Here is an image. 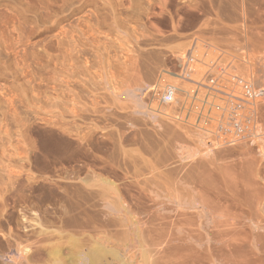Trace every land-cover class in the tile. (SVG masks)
Wrapping results in <instances>:
<instances>
[{
    "label": "rangeland",
    "instance_id": "374dc122",
    "mask_svg": "<svg viewBox=\"0 0 264 264\" xmlns=\"http://www.w3.org/2000/svg\"><path fill=\"white\" fill-rule=\"evenodd\" d=\"M194 41L192 80L264 83V0H0V264H82L89 252L94 264H201L217 248L239 255L221 264H264V99L252 136L228 144L210 135L227 97L213 98L207 135L194 128L199 102L184 122L156 103L166 84L192 89L170 76ZM193 195L236 209L237 245L221 250L210 215L175 201Z\"/></svg>",
    "mask_w": 264,
    "mask_h": 264
},
{
    "label": "built area",
    "instance_id": "2783aa9c",
    "mask_svg": "<svg viewBox=\"0 0 264 264\" xmlns=\"http://www.w3.org/2000/svg\"><path fill=\"white\" fill-rule=\"evenodd\" d=\"M195 45L196 41L179 59L178 70L170 76L178 81L187 83L192 86V89L186 92L181 91L178 84L169 83L164 85L156 98L160 114L170 120H180L184 116L186 121L189 118L190 110L193 108L192 104L199 102L201 104L199 112L203 115L199 126H202L212 122L214 120L213 111L220 109L214 105L213 98L217 95L224 96L229 100L228 105L223 109L222 116L215 121L216 128L214 132L210 133L203 127H201V131L205 134L209 132L210 135L218 134V138L223 137L222 141L224 143L247 140L253 134L254 104L256 101L264 99V83L257 85L251 81L244 82L239 80L238 85H241V89L239 92H235L234 90L228 91L213 76L208 78L206 84L192 80L194 76V74L192 75L194 72L193 63L195 62L192 54L194 53ZM200 92H204V95L201 100H198L197 96Z\"/></svg>",
    "mask_w": 264,
    "mask_h": 264
},
{
    "label": "bare ground",
    "instance_id": "6f19581e",
    "mask_svg": "<svg viewBox=\"0 0 264 264\" xmlns=\"http://www.w3.org/2000/svg\"><path fill=\"white\" fill-rule=\"evenodd\" d=\"M214 47V46H213ZM194 53L196 52V45L194 46ZM193 53V54H194ZM192 54V57H194L195 55H193ZM181 59V58H180ZM216 60V59H215ZM224 62V61H223ZM138 64V63H137ZM141 64V63H140ZM235 65V64H234ZM233 65V66H234ZM134 66V65H133ZM222 66V65H221ZM131 67V66H130ZM137 67V66H136ZM225 68V67H224ZM130 69V68H129ZM134 69H135V67H134ZM178 69V68H177ZM232 69V68H231ZM138 70V69H137ZM198 71V70H197ZM229 71V70H228ZM134 72V71H133ZM212 72V71H211ZM233 72V71H232ZM231 72V73H232ZM236 72H237V70H236ZM236 72H234V73H236ZM130 73V72H129ZM238 73V72H237ZM133 74V73H132ZM194 74V76H195V72H193L192 73V75ZM210 74V73H209ZM233 74V73H232ZM136 75V74H135ZM242 75V74H241ZM193 76V77H194ZM231 76V75H230ZM129 77H130V75H129ZM135 77V76H134ZM198 77V76H197ZM127 79V78H126ZM174 79V78H173ZM236 78H234V80H235ZM136 80H138V78L136 79ZM168 80V79H167ZM221 80V79H220ZM228 80V79H227ZM230 80V79H229ZM204 81V80H203ZM125 82V81H124ZM130 82H131V80H130ZM137 82V81H136ZM174 82V81H173ZM204 83V82H203ZM129 84V83H128ZM135 84V83H134ZM133 84V85H134ZM177 84V83H176ZM224 84H225V82H224ZM228 84V83H227ZM137 85V84H136ZM141 85V84H140ZM180 85V84H179ZM184 85V84H183ZM188 85V84H187ZM142 87V86H141ZM191 88H192V86H190ZM185 88V87H184ZM187 89H188V87H186ZM229 88H231V87H229ZM233 88V87H232ZM231 88V89H232ZM201 95V94H200ZM203 95V94H202ZM216 98V97H215ZM220 98H222V97H220ZM200 99V98H199ZM137 101V100H136ZM226 101V100H225ZM225 101H223V102H225ZM220 102V101H219ZM219 102L217 103L218 105H219ZM215 103V102H214ZM228 103V102H227ZM222 104V103H221ZM156 106V105H155ZM150 107V106H149ZM188 107V106H187ZM264 107V106H263ZM223 111V110H222ZM215 113V112H214ZM223 113V112H222ZM193 115V114H192ZM196 115H198V114H196ZM213 115V114H212ZM199 116V115H198ZM190 117V116H189ZM192 117V116H191ZM194 118H196L195 116H193ZM155 118V117H154ZM184 118V117H183ZM189 119V118H188ZM193 119V118H192ZM191 119V120H192ZM201 119H202V115H200V121H201ZM196 120V119H195ZM175 121H177V120H175ZM181 121H183L184 122V119L183 120H181ZM180 121V122H181ZM188 122V121H187ZM175 123V122H174ZM196 123V122H195ZM176 124V123H175ZM190 124V123H189ZM192 124H194V123H192ZM198 124H200L199 122H198ZM160 125V124H159ZM178 125H180V124H178ZM184 125H185V123H184ZM169 126V125H168ZM188 127H189V125H187ZM195 126V125H194ZM193 125L191 126L190 125V127L192 128V127H194ZM197 126V125H196ZM164 127V126H163ZM188 127H187V129H188ZM189 127V128H190ZM201 127L202 126H197V127H194L195 129H197L198 131H200L201 132ZM203 128H204V126H203ZM171 129V128H170ZM193 129V128H192ZM192 129H190L192 132H194V130H192ZM205 129H207V128H205ZM164 130V129H163ZM211 130V129H210ZM213 131V130H212ZM190 132V131H189ZM172 133V132H171ZM176 134V133H175ZM179 134V133H178ZM195 134H196V132H195ZM201 134V133H200ZM207 135V134H206ZM171 136V135H170ZM173 136H174V134H173ZM198 136H199V134H198ZM212 136V135H211ZM215 136V135H214ZM179 137H180V134H179ZM183 137V136H182ZM201 137V136H200ZM178 138V137H177ZM210 138V137H209ZM213 138V137H212ZM216 139V138H215ZM201 140V139H200ZM199 140V141H200ZM210 140V139H209ZM218 140V139H217ZM169 141H171V139L169 140ZM181 141V140H180ZM213 140L211 139V142H212ZM243 141V140H242ZM183 142V141H182ZM185 142V141H184ZM203 144V143H202ZM212 144V143H211ZM218 144H219V142H218ZM228 144V143H227ZM167 145V144H166ZM171 145V144H170ZM199 146H200V144H198ZM226 145V144H225ZM240 145V144H239ZM248 144H246V146H247ZM189 146V145H188ZM191 146V145H190ZM194 146H196V145H194ZM184 147V146H183ZM192 147V146H191ZM224 147V146H223ZM242 147V146H241ZM168 148V147H167ZM187 148V147H186ZM190 148V147H189ZM188 148V149H189ZM209 148H211V147H209ZM233 148V147H232ZM181 149V148H180ZM185 149V148H184ZM205 149V148H204ZM211 149H213V148H211ZM237 149V148H236ZM254 149V148H253ZM155 150V149H154ZM153 150V151H154ZM169 150V149H168ZM170 150H172V149H170ZM195 150V149H194ZM221 150V153L223 152L222 151V149H220ZM225 150V149H224ZM230 150V149H229ZM159 151V150H158ZM193 151V150H192ZM200 151V150H199ZM219 151V150H218ZM231 151V150H230ZM249 151H252V150H249ZM196 152V151H195ZM253 152V151H252ZM152 153V152H151ZM170 153V152H169ZM179 153V152H178ZM186 153H187V151H186ZM202 153V152H201ZM217 153V152H216ZM215 153V154H216ZM230 153V152H229ZM232 153V152H231ZM247 153V152H246ZM253 153H255V152H253ZM172 154H174V152L172 153ZM197 154V153H196ZM227 154V153H226ZM235 154H236V152H235ZM202 155V154H201ZM203 155H204V153H203ZM217 155V154H216ZM218 155H221V154H218ZM223 155V154H222ZM234 155V154H233ZM244 155V154H243ZM248 155V154H247ZM254 155V154H253ZM153 156V155H152ZM154 156H156V155H154ZM167 156V155H166ZM172 156V155H171ZM174 156V155H173ZM200 156V155H199ZM215 156V155H214ZM229 156V155H228ZM132 157V156H131ZM175 157V156H174ZM186 157V156H185ZM201 157V156H200ZM199 157V158H200ZM223 158H224V156H222ZM136 158V157H135ZM135 158H134V160H135ZM173 158V157H172ZM182 158V157H181ZM218 158H220V157H218ZM229 158V157H228ZM253 158V157H252ZM255 158V157H254ZM258 158V157H257ZM138 159V158H137ZM148 159V158H147ZM202 159V158H201ZM200 159V160H201ZM206 159V158H205ZM227 159V158H226ZM244 159V158H243ZM131 160V159H130ZM139 160V159H138ZM164 160V159H163ZM173 160V159H172ZM177 160V159H176ZM194 160V159H193ZM203 160V159H202ZM201 160V161H202ZM216 160V159H215ZM127 161H129V160H126V162ZM149 161V160H148ZM147 161V162H148ZM158 161V160H157ZM159 161H161V159L159 160ZM165 161V160H164ZM170 161V160H169ZM222 161V160H221ZM246 161V160H245ZM133 162V161H132ZM136 162V161H135ZM163 162V161H162ZM172 162V161H171ZM226 162V161H225ZM249 162V161H248ZM247 162V163H248ZM253 162V161H252ZM137 163V162H136ZM144 163H145V161H144ZM151 163V162H150ZM154 163H158V162H154ZM166 163V162H165ZM174 163V162H173ZM173 163H171V164H173ZM202 163V162H201ZM156 164H154V165H156ZM160 164V163H159ZM159 164H157V165H159ZM179 164V163H178ZM182 164V163H181ZM184 164V163H183ZM193 164V163H192ZM241 164V163H240ZM244 164V163H243ZM242 164V165H243ZM246 164V163H245ZM252 163H250V165H251ZM128 165V164H127ZM135 165V164H134ZM138 165H139V163H138ZM144 165H146V164H144ZM162 165V164H161ZM168 165V164H167ZM166 165V166H167ZM186 165H188L187 163H186ZM209 165H211V164H209ZM222 165V164H221ZM236 165H237V163H236ZM248 165V164H247ZM125 166V165H124ZM123 166V167H124ZM169 166V165H168ZM178 165H176V167H177ZM185 166V165H184ZM139 167H140V165H139ZM174 167V166H173ZM180 167V166H179ZM181 167H183V166H181ZM201 167V166H200ZM213 167V166H212ZM217 167V166H216ZM224 167V166H223ZM238 167V166H237ZM144 168V167H143ZM147 168V167H146ZM146 168H144V169H146ZM153 168H155V167H153ZM160 168V167H159ZM158 168V169H159ZM186 168V167H185ZM185 168L182 170L181 169V171L182 172H185L184 170H185ZM202 168V167H201ZM200 168V169H201ZM233 168V167H232ZM129 169V168H128ZM127 169V170H128ZM148 169V168H147ZM163 169V168H162ZM173 169H175V168H173ZM178 169V168H177ZM177 169H175V170H177ZM199 169V170H200ZM208 169H209V167H208ZM210 169H211V167H210ZM221 169V168H220ZM242 169H243V167H242ZM241 169V170H242ZM247 169V168H246ZM253 169V168H252ZM140 170H142L141 169V167H140ZM198 170V169H197ZM205 170V169H204ZM207 170V169H206ZM222 170V169H221ZM229 170V169H228ZM236 170V169H235ZM239 170V169H238ZM248 170H249V168H248ZM251 170V169H250ZM249 170V171H250ZM129 171V170H128ZM143 171V170H142ZM149 171V170H148ZM160 171H162L161 169H160ZM160 171H158V172H160ZM165 171H169V170H165ZM180 171V172H181ZM201 171V170H200ZM212 171V170H211ZM210 171V172H211ZM224 171H226V170H224ZM223 171V172H224ZM252 171V170H251ZM250 171V172H251ZM136 171H134L133 173H135ZM138 172V171H137ZM153 172V171H152ZM155 172H156V170H155ZM163 172V171H162ZM172 172H174V170H172ZM177 172V171H176ZM221 172V171H220ZM223 172H221V173H223ZM244 172V171H243ZM242 172V173H243ZM247 172V171H246ZM139 173V172H138ZM168 173H171L170 171L168 172ZM186 173V172H185ZM202 173V171L200 172V174ZM208 173H209V171H208ZM249 173V172H248ZM247 173V174H248ZM158 174V173H157ZM156 173H155V175H157ZM164 174H165V172H164ZM172 174V173H171ZM179 174H181V173H179ZM184 174V173H183ZM199 174V173H198ZM203 174H205L204 172H203ZM213 174V173H212ZM230 174H236L235 172L234 173H230ZM229 174V175H230ZM130 175V174H129ZM137 174H135V176H136ZM139 175V174H138ZM148 175H149V173H148ZM153 175V174H152ZM155 175H153V176H155ZM162 175V174H161ZM166 175H167V173H166ZM174 175V174H173ZM175 175H176V173H175ZM185 175V174H184ZM189 175V174H188ZM188 175L186 174L185 175V177H188ZM207 175H209V174H207ZM214 175V174H213ZM225 175V174H224ZM227 175V174H226ZM233 175V176H234ZM249 175V174H248ZM253 175V174H252ZM141 176V175H140ZM159 176V175H158ZM171 176V175H170ZM178 176V175H177ZM181 176V175H180ZM183 176V175H182ZM181 176V177H182ZM194 176V175H193ZM210 176V175H209ZM216 176V175H215ZM244 176V175H243ZM7 177V176H6ZM150 177V176H149ZM164 177V176H163ZM202 177V176H201ZM211 177V176H210ZM217 177V176H216ZM216 177H215V179H216ZM237 177V176H236ZM249 177V176H248ZM253 177V176H252ZM133 178V177H132ZM136 178V177H135ZM138 178V177H137ZM143 178V177H142ZM141 178V179H142ZM156 178V177H155ZM158 178V177H157ZM165 178V177H164ZM175 178H176V176H175ZM183 178V177H182ZM181 178V179H182ZM188 178H190V177H188ZM195 178V177H194ZM193 178V179H194ZM205 178V177H204ZM212 178H214V177H212ZM244 178V177H243ZM12 179V178H11ZM145 179V181H148V180H146V178H144ZM147 179H149V178H147ZM196 179H197V177H196ZM199 179V183H204V181H205V179H202V178H198ZM222 179L224 180V178L222 177ZM226 179V178H225ZM228 179V178H227ZM241 179V178H240ZM239 179V180H240ZM254 179H255V177H254ZM8 180V179H7ZM152 180V179H151ZM170 180H171V178H170ZM183 180V179H182ZM207 180V179H206ZM238 180V181H239ZM143 181V180H142ZM153 181V180H152ZM159 181V180H158ZM166 181V180H165ZM212 181V180H211ZM211 181H209V184L211 183V184H214V183H212ZM219 181H220V179H219ZM9 182V181H8ZM139 182V181H138ZM156 182V181H155ZM188 182V181H187ZM196 182V180L194 181V183ZM207 182V181H206ZM216 182V181H215ZM222 182V181H221ZM224 182H227L226 180L224 181ZM230 182V181H229ZM232 182V181H231ZM236 182V181H235ZM149 183V182H148ZM161 183V182H160ZM164 183V182H163ZM166 183V182H165ZM189 183H191V179H190V182ZM217 183V182H216ZM220 183V182H219ZM218 183V184H219ZM237 183V182H236ZM252 183V182H251ZM133 184H134V182H133ZM138 184H140V182L138 183ZM151 184H154V183H151ZM162 184V183H161ZM168 184V183H167ZM185 184V183H184ZM218 184H215V185H218ZM227 185H230L231 183H226ZM233 184H234V182H233ZM237 184H239V183H237ZM145 185V184H144ZM159 185V184H158ZM187 185V184H186ZM191 185V184H190ZM194 185V184H193ZM221 185V184H220ZM235 185V184H234ZM255 185H257V184H255ZM134 186H135V184H134ZM160 186V185H159ZM174 186H175V184H174ZM201 186V185H200ZM204 186V185H203ZM206 186H209L208 184L206 185ZM219 186V185H218ZM217 186V187H218ZM222 186V185H221ZM232 186V187H231ZM240 186V185H239ZM146 187V186H145ZM173 187V186H172ZM195 187V186H194ZM233 188L234 186L233 185H230L229 186V188ZM238 187V186H237ZM236 187V188H237ZM259 187V186H258ZM258 187H256V188H258ZM147 188H148V186H147ZM161 188H163V187H161ZM198 188V187H197ZM230 188V189H231ZM239 188V187H238ZM240 188H242V187H240ZM239 188V189H240ZM196 189V188H195ZM205 189V188H204ZM209 189V188H208ZM219 189H220V187H219ZM234 189V188H233ZM244 189H246V188H244ZM254 189V188H253ZM260 189V188H259ZM150 190V189H149ZM152 190V189H151ZM162 190V189H161ZM202 190V189H201ZM200 190V191H201ZM236 190V189H235ZM249 190V189H248ZM256 190V189H255ZM258 190V189H257ZM261 190V189H260ZM162 191H164V190H162ZM204 191H207V190H204ZM208 191H210V190H208ZM212 191V190H211ZM221 191V190H220ZM228 191V190H227ZM232 191V190H231ZM237 191H238V189H237ZM240 191V190H239ZM247 191V190H246ZM155 192V191H154ZM193 191H191V193H192ZM195 192V191H194ZM202 192L203 191H201V195H202ZM222 192V191H221ZM241 192V191H240ZM153 193V192H152ZM174 193V192H173ZM198 193V192H197ZM206 193V192H205ZM234 193H236V191H234ZM250 193V192H249ZM171 194V193H170ZM196 194V193H195ZM211 194V193H210ZM221 194H224V193H221ZM221 194L219 193V196H221ZM239 194V193H238ZM237 194V195H238ZM242 194V193H241ZM257 194V193H256ZM179 195H180V193H179ZM245 196L246 195H248L247 193H245L244 194ZM251 195V194H250ZM254 195H255V193H254ZM159 196H160V194H159ZM171 196V195H170ZM198 196V195H197ZM217 196V195H216ZM224 196V195H223ZM228 196V195H227ZM234 196V195H233ZM258 196V195H257ZM261 196V195H260ZM165 197V196H164ZM184 197V196H183ZM188 197H191V196H187V198ZM203 197H205L204 196V194H203ZM226 197V196H225ZM225 197H223V199L222 200H225L224 198ZM229 197V196H228ZM232 197V196H231ZM236 197V196H235ZM244 197V196H243ZM210 198V197H209ZM208 198V199H209ZM213 198V197H212ZM227 198V197H226ZM230 198V197H229ZM234 198V197H233ZM236 198H239V197H236ZM248 198V196L246 197V199ZM254 198V197H253ZM252 198V199H253ZM260 198V197H259ZM149 199V198H148ZM165 199V198H164ZM215 199V198H214ZM240 199V198H239ZM255 199V198H254ZM171 200V199H170ZM169 200V201H170ZM221 200V201H222ZM232 200V199H231ZM234 200V199H233ZM236 200V199H235ZM238 200V199H237ZM244 200V199H243ZM175 201H176V203H177V205L181 208V209H194V210H196V214L198 215V216H200V217H203V216H205V215H210V217H211V219H213V224H214V226H213V224H212V227L214 228V229H212L213 231L211 232V235L210 234H208V235H210V236H213L212 238L214 239V245L216 244V246H218V244H219V246H221L222 245V248H221V250L223 249V246H229L230 244V242L232 243V242H234V244H236L235 242V234H236V231H237V234L239 233L238 232V226L240 225L239 223V225L237 226V223H236V218H238V217H236L235 218V216L237 215V213L235 212L236 211V209H235V211H233L232 209L233 208H230V205L228 204V208L229 209H225L224 208V210L223 211H221L220 209H222L221 207H224V206H221L220 208H219V210L217 209L219 206H216L217 205V203H216V207L213 205V204H211V203H209V202H207L208 200H203V198H198V197H194V195H193V197L192 198H190V199H184V198H182V197H180V196H178L177 198H175ZM253 201V200H252ZM172 202V201H171ZM219 202V201H218ZM229 202V201H228ZM231 202V201H230ZM249 202V201H248ZM254 202V201H253ZM222 203V202H221ZM221 203H220V205H221ZM232 203V202H231ZM242 203V202H241ZM175 204V203H174ZM242 204H245V206H247L246 204H248V203H245V200H244V203H242ZM260 204V203H259ZM153 205V204H152ZM234 205V204H233ZM237 205V204H236ZM239 205V204H238ZM249 205V204H248ZM226 206V205H225ZM243 206V205H242ZM251 206V205H250ZM253 206H254V204H253ZM233 207V206H232ZM236 207H238V206H236ZM154 208V207H153ZM243 208V207H242ZM251 208H252V206H251ZM250 207H249V209H251ZM160 209V208H159ZM231 209V210H230ZM1 210V209H0ZM165 210V209H164ZM168 210V209H167ZM171 210V209H170ZM229 210L231 211V212H229ZM232 211L235 213V214H233L232 213ZM237 211H238V209H237ZM155 212V211H154ZM160 212V211H159ZM166 212V211H165ZM242 212V211H241ZM254 212V211H253ZM149 213V212H148ZM158 213V212H157ZM178 213V212H177ZM239 213V212H238ZM241 214V213H240ZM244 214V213H243ZM142 215V214H141ZM145 215H147V214H145ZM155 215H158V214H155ZM173 215V214H172ZM191 216H193L192 214H190ZM235 215V216H234ZM242 215V214H241ZM247 215V214H246ZM148 216V215H147ZM161 216V215H160ZM165 216V215H164ZM175 216V215H174ZM176 216H180V214H176ZM183 216H185V215H183ZM239 216V215H238ZM243 216V215H242ZM156 217V216H155ZM171 217V216H170ZM186 217H188V215H186ZM196 217V216H195ZM235 219H234V218ZM247 217V216H246ZM151 218V217H150ZM166 218V217H165ZM174 218V217H173ZM183 218H185V217H183ZM183 218H181V219H183ZM207 218V217H206ZM239 218H240V216H239ZM238 218V219H239ZM149 219V218H148ZM156 219H160V218H157L156 217ZM162 219H164V217L162 218ZM169 219H171V218H169ZM186 219V218H185ZM190 219H191V217H190ZM194 219V218H193ZM253 219V218H252ZM165 220H167V219H165ZM174 220V219H173ZM179 220V218L177 219V221ZM195 220V219H194ZM235 220V221H234ZM241 220H242V218H241ZM245 220V219H244ZM205 221V220H204ZM243 221V220H242ZM253 221H255V220H253ZM176 222V221H175ZM245 222V221H244ZM262 222V221H261ZM178 223V222H177ZM185 223V222H184ZM183 223V224H184ZM236 223V224H235ZM255 223V222H254ZM174 224V223H173ZM193 224H195V222H193ZM191 225V224H190ZM256 225V224H255ZM193 226V225H192ZM201 226H204V223H203V225H201ZM237 226V227H236ZM183 227V226H182ZM244 227V226H243ZM246 227V226H245ZM203 228V227H202ZM202 228H200V229H202ZM182 229V228H181ZM184 229V228H183ZM209 229H210V227H209ZM259 229V228H258ZM194 231L196 230V228H194L193 229ZM206 230V229H205ZM241 230V229H240ZM189 231V230H188ZM192 232V233H195V232H197V231H195V232ZM242 231V230H241ZM263 232V231H262ZM261 232V233H262ZM187 233H190L191 234V232H187ZM209 233H210V231H209ZM256 233V232H255ZM196 234V233H195ZM241 234V233H240ZM243 234V233H242ZM256 234H259V233H256ZM197 235V234H196ZM191 236H194V234L192 235L191 234ZM237 236V235H236ZM241 236V235H240ZM254 236V235H253ZM260 236H262V234L260 235ZM243 237H245V235L243 236ZM224 238H227L226 240L224 239ZM247 238V237H246ZM255 238H257V236H255ZM260 238V237H259ZM262 238V237H261ZM212 239V240H213ZM231 239H235L234 241H230ZM240 239V238H239ZM257 240H258V238H257ZM230 241V242H229ZM246 241V240H245ZM245 241H243L244 243H245ZM254 241H255V239H254ZM264 242V241H263ZM237 243H238V241H237ZM248 243V242H247ZM260 243V242H259ZM228 244V245H227ZM239 244V243H238ZM243 244V243H242ZM263 244V243H262ZM237 245V244H236ZM258 245V244H257ZM261 244H259L258 245V248H259V246H260ZM239 246V245H238ZM240 246H241V244H240ZM240 246H239V248H240ZM232 249H236L234 246H232V244H231V246H230ZM203 248V247H202ZM211 248V247H210ZM225 248V247H224ZM238 248V249H239ZM264 248V247H263ZM205 249V248H204ZM214 249V248H213ZM216 249V248H215ZM228 249V248H227ZM230 249V248H229ZM218 250V251H217ZM237 250V249H236ZM241 250L244 252V249H242L241 248ZM245 250H247V249H245ZM259 250H260V248H259ZM95 251V250H94ZM100 251V250H99ZM264 251V250H263ZM92 252V251H91ZM101 252V251H100ZM230 252H233V253H235V254H237L238 255V253H237V251H225V250H223V251H219V249L217 248L216 250H214V251H203L202 252V257H200V258H202L203 260H202V263H211V264H221V263H225L226 262V260H227V258H228V256H229V258L231 257V256H233L232 255V253H230ZM240 252V251H239ZM248 252V251H247ZM247 252H245V253H247ZM250 252V251H249ZM88 253V252H87ZM90 253V252H89ZM87 254V255H85V257H84V259H83V263L82 264H94V262L95 261H100L99 259L100 258H102V257H98L97 255L95 256L94 254ZM97 253H98V251H97ZM102 253V252H101ZM101 253H98V254H101ZM250 254H253V253H250ZM79 255V254H78ZM102 255V254H101ZM101 255H99V256H101ZM105 255V254H104ZM236 255V256H237ZM241 256H242V254H240ZM243 255H245V254H243ZM248 255H249V253H248ZM264 255V254H263ZM103 256V255H102ZM239 256V255H238ZM80 257V256H79ZM95 257H98L99 259H96ZM105 258H106V256H104ZM227 257V258H226ZM235 257V256H234ZM233 257V258H234ZM245 257H247V256H245ZM256 257V256H255ZM254 257V258H255ZM257 258H259V257H257ZM110 259V258H109ZM232 259V258H231ZM238 259V258H237ZM242 259V258H241ZM244 259H246V258H244ZM260 259V258H259ZM201 259H197V261L199 262ZM234 259H232V263L234 262V263H236L235 261H237V260H234ZM252 260V259H251ZM251 260H249L250 262H251ZM102 261H104V260H102ZM110 261V260H109ZM118 261V260H117ZM223 261H225V262H223ZM240 261V260H239ZM239 261H237V263L236 264H238L239 263ZM253 261H257V259L255 258V260H253ZM106 262V261H105ZM104 262V263H105ZM241 263L240 264H242V263H244V262H246V261H240ZM101 263V262H100ZM107 263V262H106ZM200 263V262H199ZM201 263V264H202ZM227 263H228V261H227ZM248 262H246V264H247ZM264 263V262H263ZM96 264V263H95ZM108 264V263H107ZM231 264V263H230ZM248 264H250V263H248ZM253 264H255V263H253ZM258 264H262L261 262L260 263H258Z\"/></svg>",
    "mask_w": 264,
    "mask_h": 264
}]
</instances>
